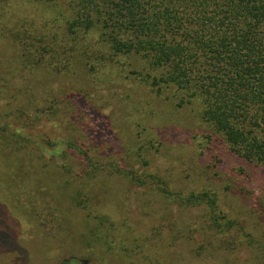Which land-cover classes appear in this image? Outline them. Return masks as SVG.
Wrapping results in <instances>:
<instances>
[{"label": "rangeland", "instance_id": "1", "mask_svg": "<svg viewBox=\"0 0 264 264\" xmlns=\"http://www.w3.org/2000/svg\"><path fill=\"white\" fill-rule=\"evenodd\" d=\"M15 54L0 37V264H264V165L195 141L209 129L172 89L28 73ZM193 192L221 227L176 199Z\"/></svg>", "mask_w": 264, "mask_h": 264}, {"label": "trees", "instance_id": "2", "mask_svg": "<svg viewBox=\"0 0 264 264\" xmlns=\"http://www.w3.org/2000/svg\"><path fill=\"white\" fill-rule=\"evenodd\" d=\"M17 7L27 10L16 15ZM0 37L28 73L84 66L95 85L133 80L158 96L172 89L176 105L194 106L192 119L209 129L195 141L215 137L264 165V0H0ZM211 196L176 199L207 203L213 232L221 224Z\"/></svg>", "mask_w": 264, "mask_h": 264}]
</instances>
